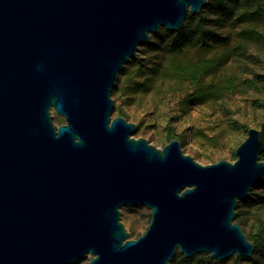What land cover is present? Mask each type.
<instances>
[{
  "label": "water",
  "instance_id": "obj_1",
  "mask_svg": "<svg viewBox=\"0 0 264 264\" xmlns=\"http://www.w3.org/2000/svg\"><path fill=\"white\" fill-rule=\"evenodd\" d=\"M207 0H0V264H169L249 258L234 221L264 181V123L232 162L197 163L111 118L125 65ZM61 117L59 125L54 115ZM144 205L128 239L120 209Z\"/></svg>",
  "mask_w": 264,
  "mask_h": 264
},
{
  "label": "rangeland",
  "instance_id": "obj_2",
  "mask_svg": "<svg viewBox=\"0 0 264 264\" xmlns=\"http://www.w3.org/2000/svg\"><path fill=\"white\" fill-rule=\"evenodd\" d=\"M203 9L200 12L203 13ZM236 21H229L216 29L222 35H229L228 46H186L172 56L163 51L150 52L143 45L140 46L137 60L133 59L137 61V65L147 66L148 63H154L159 69L155 75L136 77L139 71L135 65H125L126 74L122 76L119 74L117 81V86H122L121 91L118 94L112 93L111 118L118 116V110H121L123 117L136 126L132 137L143 138L156 148H162L166 144L164 128L170 125L179 136L177 140L180 142L182 152L197 163L209 165L219 160L232 162L236 148L247 136L244 128L259 129L264 123V93L237 86L233 93L224 94L216 100L183 107L181 102L191 92L192 87L179 78L166 76L162 70L174 58L195 60L200 57L212 58L224 53L227 56L226 63L214 74L206 76L203 79L204 83L222 85L231 77L234 78V84L253 77L264 81V43L241 42L237 38V32L252 25L238 24ZM129 81L137 82L138 85L130 84ZM139 84H144L146 89L137 90ZM61 119L54 115L53 123L58 126ZM263 183L264 181L254 186L250 194L264 196ZM234 221L236 222V219ZM120 222L128 233V239H137L148 228L150 210L144 205L122 207ZM259 226L264 231V203L243 208L241 228L244 234L255 232ZM89 258L75 264H86ZM246 259H256L258 264H264V258H255L253 254L245 259L233 255L221 263L251 264L245 261Z\"/></svg>",
  "mask_w": 264,
  "mask_h": 264
},
{
  "label": "trees",
  "instance_id": "obj_3",
  "mask_svg": "<svg viewBox=\"0 0 264 264\" xmlns=\"http://www.w3.org/2000/svg\"><path fill=\"white\" fill-rule=\"evenodd\" d=\"M203 14V15H202ZM237 20V21H236ZM229 21L239 23H248L252 27L242 28L237 32V38L245 43H264V0H207L203 9V13L188 14L183 27L176 32H168L160 30L157 34L151 35L150 40L143 47L150 52L163 51L172 56L178 53L186 46L198 45L206 46H228L230 44L229 35H222L216 31ZM137 60V58H136ZM130 61L127 66L135 65L139 72L136 77H145L148 74L155 75L159 69L154 63L149 65H137V61ZM227 61V56L221 53L212 58H197L195 60L171 59L162 72L170 78H179L187 82L192 90L182 100L181 106L190 107L199 105L210 100H216L224 94L233 93L237 86H241L245 90H251L257 93H264V81L257 80L255 77L241 80L238 84H234V78H227L222 85L204 83L203 79L214 74L219 67ZM124 68L120 75H125ZM128 83V82H127ZM130 84L136 83L129 81ZM138 85V84H137ZM137 90L146 89L144 84H139ZM122 86H116L113 94H118ZM118 116L123 117V112L118 110ZM124 118V117H123ZM247 133L248 128H244ZM166 144L179 136L175 133L174 128L166 125L164 128ZM235 156L233 155V159ZM260 160L264 161V153L261 154ZM264 185V183L262 184ZM264 196L262 194L251 193L249 198L239 201L236 208V222L241 226L243 208H251L262 205ZM247 239L253 243V255L255 258H264V231L261 226L249 235ZM251 264H258L255 259H246ZM169 264H222L216 260H212L208 255L198 254L192 258H184L182 254L177 252Z\"/></svg>",
  "mask_w": 264,
  "mask_h": 264
}]
</instances>
